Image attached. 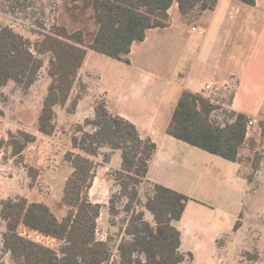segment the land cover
Listing matches in <instances>:
<instances>
[{
  "label": "trees",
  "instance_id": "16d2710c",
  "mask_svg": "<svg viewBox=\"0 0 264 264\" xmlns=\"http://www.w3.org/2000/svg\"><path fill=\"white\" fill-rule=\"evenodd\" d=\"M71 11H91L97 29L87 40L84 30L71 31L65 25L47 28L38 24L40 38L32 42L11 26H0V90L11 82L29 90L39 79L48 62L51 82L43 100L38 130L51 137L57 130L56 107L75 114L88 87L81 70L90 51L113 60L129 63L135 43L143 42L147 32L168 28L170 9L177 3L187 23L205 11L216 9L219 0H68ZM255 6L257 0H237ZM75 90L77 92L75 93ZM75 94V95H74ZM234 93L227 102L213 100L204 93L182 92L167 133L201 150L240 164L251 163L260 169L262 155L242 156L250 119L230 109ZM4 112L0 107V116ZM264 143V118L259 122ZM90 127L91 130H87ZM72 151L65 161L73 171L67 178L58 210L67 214L59 218L45 202H30L26 197L8 198L0 204V218L5 223L2 245L14 264H193L191 253L181 251L182 234L178 223L190 198L148 179L150 162L156 151L151 138H142L131 121L110 112L105 99L96 101L92 117L73 127ZM0 140V150L12 149L21 155L36 142L25 131L8 133ZM254 145L250 146L251 152ZM121 152V166L111 176L119 188L109 199V220L122 213L125 227L120 240L109 236L98 239V220L103 206L90 200V190L100 166L110 165ZM103 158V164L96 160ZM38 171L34 178L37 177ZM253 183V177H246ZM145 189L142 193V187ZM240 227L236 224L235 230ZM35 234L55 241L46 244L30 237ZM244 261L257 262L259 253L243 252Z\"/></svg>",
  "mask_w": 264,
  "mask_h": 264
},
{
  "label": "crops",
  "instance_id": "0c3cea01",
  "mask_svg": "<svg viewBox=\"0 0 264 264\" xmlns=\"http://www.w3.org/2000/svg\"><path fill=\"white\" fill-rule=\"evenodd\" d=\"M170 17L168 28L150 29L143 42L132 46L129 63L119 61L125 67L121 76L97 96L104 97L111 113L134 123L142 138L155 142L148 179L191 199L176 226L182 234L181 251L193 255V264H264V225L256 219L264 211L259 197L264 188L257 189L261 185L257 183V190H250L252 184L242 173L244 164L167 133L183 91L209 98V84L234 86L230 109L255 123L247 132L245 149L251 152L254 145L252 154L260 150L256 144L261 143L259 122L264 118V0H257L255 6L219 0L215 10L205 11L192 24L175 3ZM192 27L204 34L193 33ZM96 54L88 53L81 74ZM200 69L208 71V76H195ZM93 113L94 106L88 115ZM109 166L114 168L112 162ZM251 199L257 203L249 212ZM253 249L260 253V260L244 261L243 252Z\"/></svg>",
  "mask_w": 264,
  "mask_h": 264
},
{
  "label": "rangeland",
  "instance_id": "374dc122",
  "mask_svg": "<svg viewBox=\"0 0 264 264\" xmlns=\"http://www.w3.org/2000/svg\"><path fill=\"white\" fill-rule=\"evenodd\" d=\"M71 7L72 4L68 0H0V26H11L15 31L35 42L40 38L38 33L42 31L38 28V24H44L47 28L53 25H65L71 31L84 30L89 41L97 29L91 18L92 12L71 11ZM96 55V59L91 60L87 68V72L95 74L90 75L87 72L81 74L83 81L89 83L85 99H82L81 106L78 105L75 114H68L61 106L56 107L57 130L51 137L44 136L38 130V119L43 107V100L51 82L47 74L48 62L42 69L38 81L29 90H24L13 82L0 90V107L4 112V115L0 116V140H9L8 133L16 134L18 131L33 134L37 139L19 156H13L10 147L0 150V204L8 198L26 197L30 202L47 203L60 219L67 214L66 210L57 209V203L61 200L65 182L73 171L70 164L65 161V155L72 150L73 127L76 124H84L85 119L93 116L88 115V112L92 111L96 101H101L104 98L97 94L102 88H108L114 79L119 78L121 71L125 68L117 60ZM195 76L203 78L208 76V71L200 69ZM213 90L211 94L213 100L219 99L221 102H227L234 93V86L224 88L216 86ZM76 92L77 90H75ZM86 129L91 130L90 127H86ZM256 145H260L258 151L264 155V143ZM248 150L245 149L244 156L254 158L255 154ZM96 161L104 165L102 157ZM107 166L98 168L97 180L95 179L96 182H94L89 196L92 202L99 203L104 207L98 220V239L105 241L109 236H112L116 241H119V233L125 227L122 219L127 216L122 213L115 219V226H112L109 220V199L119 191L110 173L112 169L120 168L121 152H117L113 158L112 167L114 168L109 166L106 170ZM37 171V177L34 178ZM242 173L246 177L254 178L250 189L252 192L259 189L260 186L264 188L263 160H261L258 171L253 170L251 163H248V165L244 164ZM257 183L261 185H258L256 189ZM144 189L145 186L142 187V193ZM259 197L260 201H264V193H260ZM256 203L254 199L250 200L249 212ZM256 219L264 225V211ZM4 232L5 223L0 218V264H14L10 255L3 250L2 235ZM30 237L46 244L56 245L55 241L35 234H30ZM262 243L264 244V240ZM256 252L259 253L257 249H253L250 253Z\"/></svg>",
  "mask_w": 264,
  "mask_h": 264
},
{
  "label": "built area",
  "instance_id": "2783aa9c",
  "mask_svg": "<svg viewBox=\"0 0 264 264\" xmlns=\"http://www.w3.org/2000/svg\"><path fill=\"white\" fill-rule=\"evenodd\" d=\"M191 31H192L193 33H197V34H199V35H203V34H204V31L201 30V29H198L197 27H192V28H191ZM206 89H207L208 91H210L209 98H211V94H212L213 91H214V90H213V89H214V86L211 85V84H209V85L206 86ZM254 124H255L254 121H252V120L249 121V124H248V127H247V132L250 131L251 127H252Z\"/></svg>",
  "mask_w": 264,
  "mask_h": 264
}]
</instances>
